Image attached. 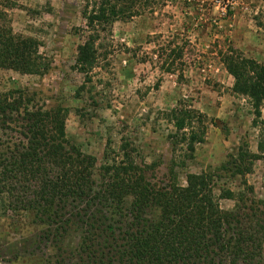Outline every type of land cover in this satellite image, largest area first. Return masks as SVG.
Wrapping results in <instances>:
<instances>
[{
    "label": "rangeland",
    "instance_id": "374dc122",
    "mask_svg": "<svg viewBox=\"0 0 264 264\" xmlns=\"http://www.w3.org/2000/svg\"><path fill=\"white\" fill-rule=\"evenodd\" d=\"M91 1L97 0H0V23L35 39L50 63L40 76L0 69V102L18 101L21 114H12L10 130L7 119L0 125V149L18 142L25 110H66L64 146L96 160V181L101 167L119 161L126 145L155 187H184L188 174H203L221 210L239 207L264 222V129L253 126L247 99L232 94L233 78L221 62L232 50L264 66V0H144L141 16L114 23L104 35L105 49L85 78L75 59L87 36L82 14ZM175 108L194 111V126L204 117L205 138L191 159L170 138L175 130L164 114ZM241 150L258 157L238 165L244 171L251 164V171L233 176L235 166L221 170ZM180 161L185 167L177 166ZM222 190L238 197L220 199ZM36 234L28 218L7 210V197L0 196V264H59L56 249ZM75 245L68 242L66 249Z\"/></svg>",
    "mask_w": 264,
    "mask_h": 264
},
{
    "label": "trees",
    "instance_id": "16d2710c",
    "mask_svg": "<svg viewBox=\"0 0 264 264\" xmlns=\"http://www.w3.org/2000/svg\"><path fill=\"white\" fill-rule=\"evenodd\" d=\"M146 5L144 0L87 2L82 14L87 36L77 47L76 71L85 78L92 74L105 49L104 35L111 34L114 23L141 16ZM221 62L233 78L232 94L247 99L253 126L264 129V66L232 50L221 55ZM49 67L35 39L0 23V69L40 76ZM17 102H0V125L7 119V130L16 121L12 114L21 115ZM66 115L62 109L25 110L18 142L0 149V196L7 197V210L28 218L36 239L59 253V264H264V222L239 207L221 210L208 176L188 174L184 187L157 188L122 145L120 160L101 167L98 182L96 160L64 146ZM164 116L175 130L173 146H185L191 159L205 138L204 117L199 115L200 125L194 126V111L175 108ZM257 159L241 150L221 170L235 166L233 176L248 174L251 164L244 171L238 165ZM237 197L222 190L219 198ZM68 242H76L74 249H66Z\"/></svg>",
    "mask_w": 264,
    "mask_h": 264
}]
</instances>
